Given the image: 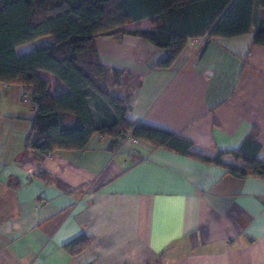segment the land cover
Segmentation results:
<instances>
[{"label":"crops","instance_id":"0c3cea01","mask_svg":"<svg viewBox=\"0 0 264 264\" xmlns=\"http://www.w3.org/2000/svg\"><path fill=\"white\" fill-rule=\"evenodd\" d=\"M203 43L190 39L160 67L165 51L138 35L96 38L102 63L129 71L110 91L131 98L129 120L174 132L208 158L223 151L222 162L237 166L242 161L229 152L255 132L264 161V44L253 42V31L213 38L201 53ZM40 76L53 93L68 90ZM31 92L0 83V264H264L263 178L98 134L82 150L37 158L24 151ZM81 235L91 241L70 254L64 245Z\"/></svg>","mask_w":264,"mask_h":264},{"label":"trees","instance_id":"16d2710c","mask_svg":"<svg viewBox=\"0 0 264 264\" xmlns=\"http://www.w3.org/2000/svg\"><path fill=\"white\" fill-rule=\"evenodd\" d=\"M145 19L148 28L126 27ZM250 31L254 43L264 44V0H0V81L32 88L34 116L24 151L41 158L56 149L82 150L95 134L131 137L215 163L235 177L264 179L255 132L229 152L242 161L237 166L222 162L223 151L208 158L192 152L191 141L174 132L129 120L131 98L110 92L129 71L103 64L96 44L102 34L138 35L165 51L158 66L169 67L190 39H204L202 53L213 38ZM39 39L42 46L16 52V47ZM40 72L53 75L68 90L53 93ZM39 176L51 179L47 173ZM58 185L68 191L67 185ZM90 241L81 235L64 248L75 254Z\"/></svg>","mask_w":264,"mask_h":264},{"label":"rangeland","instance_id":"374dc122","mask_svg":"<svg viewBox=\"0 0 264 264\" xmlns=\"http://www.w3.org/2000/svg\"><path fill=\"white\" fill-rule=\"evenodd\" d=\"M120 92V88H118V89H116V90H114V89H112V93H119Z\"/></svg>","mask_w":264,"mask_h":264},{"label":"built area","instance_id":"2783aa9c","mask_svg":"<svg viewBox=\"0 0 264 264\" xmlns=\"http://www.w3.org/2000/svg\"><path fill=\"white\" fill-rule=\"evenodd\" d=\"M204 40V39H203ZM0 83H1V81H0Z\"/></svg>","mask_w":264,"mask_h":264}]
</instances>
